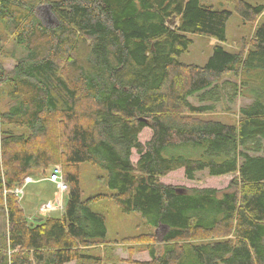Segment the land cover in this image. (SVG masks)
I'll return each instance as SVG.
<instances>
[{
    "label": "trees",
    "instance_id": "trees-1",
    "mask_svg": "<svg viewBox=\"0 0 264 264\" xmlns=\"http://www.w3.org/2000/svg\"><path fill=\"white\" fill-rule=\"evenodd\" d=\"M227 1L249 22L264 11ZM230 15L200 0H0V57L15 62L0 61V264H101L113 240L91 209L102 199L141 215L145 230L120 240L150 264H264V22L230 52ZM191 35L216 41L202 66L180 61ZM240 98L235 122L208 117ZM55 163L63 211L28 218L11 190ZM83 163L105 172L110 193L82 198ZM178 169L231 177L180 193L161 180Z\"/></svg>",
    "mask_w": 264,
    "mask_h": 264
},
{
    "label": "rangeland",
    "instance_id": "rangeland-1",
    "mask_svg": "<svg viewBox=\"0 0 264 264\" xmlns=\"http://www.w3.org/2000/svg\"><path fill=\"white\" fill-rule=\"evenodd\" d=\"M203 4L212 6L214 9H225L231 11V15L226 23V41L224 47L230 52L244 51L249 47V41L253 33L255 25L263 21L264 11L261 16L255 18L253 22H249L243 19L234 9L233 4L227 0H200ZM253 5H263L264 0H244ZM36 14L41 22L46 26H52L55 24L56 19L51 14L50 8L45 4H41L36 8ZM191 44L188 50L180 55V61L188 64H196L199 66L204 65L209 56L212 53V47L216 43L215 39L202 35H191ZM12 43L10 40L5 41L4 48L10 50ZM0 61L3 67L7 70L11 69L15 64L14 59L5 54L0 57ZM243 99H238L229 112L220 109L213 114L208 115L214 119H220L227 123L235 122V111L237 106L243 103ZM150 137V129L145 130L139 135V140L145 142ZM137 154L133 151L132 160L135 161ZM54 165L61 164L55 163L50 165L46 169L34 170L35 176L33 179L35 182L21 184L23 187V196L18 198L20 205L24 208V213L28 218L37 215H58L63 211V203L61 206L53 204V197L55 196L56 187L54 184L49 183L46 180L47 173ZM80 188L82 191V198H87L92 195L104 193H110L109 188L106 185L102 176L105 172L98 166L83 163L80 165ZM63 175V174H62ZM230 175L227 176H210L206 171L198 172L195 179L188 180L185 178L182 169L172 171L161 180L165 183L172 184L178 189L189 187H203L211 186L215 188H223L227 185ZM93 211L100 212L105 217V224L107 228V239L110 240L111 249L107 250L109 258L102 259L101 264H150V255L147 250H143L141 247L127 244L120 240L123 236H130L145 230L143 219L138 212L122 213L120 208L109 199H102L91 204ZM5 230L4 213L0 210V233ZM162 233V229L158 230V235ZM116 239V240H114ZM105 247L100 246L97 248V252L101 255L105 253ZM157 252H161V247H157ZM69 264H75L73 261Z\"/></svg>",
    "mask_w": 264,
    "mask_h": 264
},
{
    "label": "built area",
    "instance_id": "built-area-1",
    "mask_svg": "<svg viewBox=\"0 0 264 264\" xmlns=\"http://www.w3.org/2000/svg\"><path fill=\"white\" fill-rule=\"evenodd\" d=\"M46 180L54 184L56 187L55 196L53 197V204L56 206H61L62 202L64 201V197L68 191V185L63 179L62 175V168L59 165H54L50 168L49 172L47 173ZM35 180L31 176H25L23 178V183H33ZM17 198H21L23 196V187L22 186H16L13 190H11Z\"/></svg>",
    "mask_w": 264,
    "mask_h": 264
},
{
    "label": "water",
    "instance_id": "water-1",
    "mask_svg": "<svg viewBox=\"0 0 264 264\" xmlns=\"http://www.w3.org/2000/svg\"><path fill=\"white\" fill-rule=\"evenodd\" d=\"M45 5H46L47 7H49V5H47V4H45ZM51 14H52V13H51ZM177 191H178V192H180V193H182V192H183V190H182V189H178V188H177Z\"/></svg>",
    "mask_w": 264,
    "mask_h": 264
},
{
    "label": "bare ground",
    "instance_id": "bare-ground-1",
    "mask_svg": "<svg viewBox=\"0 0 264 264\" xmlns=\"http://www.w3.org/2000/svg\"><path fill=\"white\" fill-rule=\"evenodd\" d=\"M63 179H64V178H63ZM67 193H68V191H67ZM67 193H66V194H67ZM65 196H66V195H65Z\"/></svg>",
    "mask_w": 264,
    "mask_h": 264
},
{
    "label": "crops",
    "instance_id": "crops-1",
    "mask_svg": "<svg viewBox=\"0 0 264 264\" xmlns=\"http://www.w3.org/2000/svg\"><path fill=\"white\" fill-rule=\"evenodd\" d=\"M69 263H72V262H69ZM69 263H67V264H69Z\"/></svg>",
    "mask_w": 264,
    "mask_h": 264
}]
</instances>
